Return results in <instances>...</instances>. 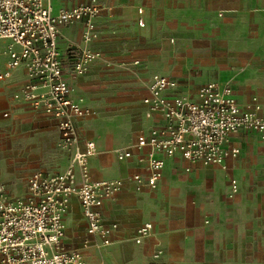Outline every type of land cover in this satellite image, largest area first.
Returning a JSON list of instances; mask_svg holds the SVG:
<instances>
[{
    "label": "built area",
    "instance_id": "built-area-1",
    "mask_svg": "<svg viewBox=\"0 0 264 264\" xmlns=\"http://www.w3.org/2000/svg\"><path fill=\"white\" fill-rule=\"evenodd\" d=\"M103 10L99 0L59 9L53 0H0V42H6L0 45V81L25 68L28 81L14 98L54 118L60 133L58 147L72 156V163L61 173H32L25 196L10 197L0 185V264H87L83 248L113 243L119 226L105 223L99 204L119 193L126 180L92 177L90 157L97 153V146L88 141L86 149H81L76 120L93 117L96 111L84 104L83 97H74L75 88L66 76L67 72L74 77L85 75L101 57L91 43L100 37L97 19ZM143 12L139 8L141 27L146 25ZM75 23L84 25L83 46L64 57L59 48L61 29ZM177 87V80L153 75L144 104L151 112L160 113L163 123L131 147L116 151L118 160L125 161L136 151L146 150L139 159L145 163L147 175L135 173L128 178L138 192L158 187L166 159L178 155L192 164L227 170L241 153L232 143L234 134L247 131L264 139V105L257 96L243 107L229 84L206 82L195 97L172 92ZM238 192L239 185L233 181L229 196ZM72 197L79 201L87 221L82 249L69 248L64 240L65 215ZM153 229L150 222L138 227L135 243L141 244ZM162 254L158 250L154 257Z\"/></svg>",
    "mask_w": 264,
    "mask_h": 264
},
{
    "label": "rangeland",
    "instance_id": "rangeland-1",
    "mask_svg": "<svg viewBox=\"0 0 264 264\" xmlns=\"http://www.w3.org/2000/svg\"><path fill=\"white\" fill-rule=\"evenodd\" d=\"M203 6L206 2L199 1L193 5L196 9L192 12L178 13L175 19L164 17L158 27H137L142 32L133 38L118 37L117 33H112L113 38L108 37L111 24L103 15L100 18L98 30L102 38L96 48L101 57L86 75L77 78L79 91L85 93L99 110L96 118L85 121L81 128L83 140L93 139L99 146L91 160L95 178L119 176L124 166L116 158L117 149L134 145L137 132L150 126L143 113L142 97L155 73L175 76L180 82L179 90L187 95H193L201 84L213 79L233 86L241 97L260 90H251L249 80L258 76L255 71L258 74L264 68L261 56L264 52V22L261 26L257 23L255 29L262 34V42L248 44L253 50L239 51L237 46L223 41V38H216L222 35L212 36L227 24L216 11H204ZM82 45L81 40L71 41L66 48ZM249 67L255 70L250 73L252 75L245 70ZM57 137L53 122L40 128L37 121L17 122L2 114L0 181L7 184L11 193L22 196L28 188L29 176L35 171L58 173L72 163L71 154L57 147ZM239 139L241 154L235 176L241 191L234 201L228 199L229 178L224 172L213 168L191 173L184 170L183 163H171L160 188L150 196L146 195L148 200L132 193L136 196L134 200L119 204L122 210L117 218L123 223L124 230L132 234L150 213L194 212L186 204L192 198L197 200L193 206L195 212L202 210L207 216L233 209L256 215V239L263 246L264 140L250 135ZM110 141L114 144H109ZM173 198L176 200H171ZM227 201L233 206L225 204ZM84 230L85 225L68 238L80 241ZM125 244L133 245L129 241L105 248L96 247L91 260L96 264H120L125 258L134 259L133 250L123 251Z\"/></svg>",
    "mask_w": 264,
    "mask_h": 264
},
{
    "label": "crops",
    "instance_id": "crops-1",
    "mask_svg": "<svg viewBox=\"0 0 264 264\" xmlns=\"http://www.w3.org/2000/svg\"><path fill=\"white\" fill-rule=\"evenodd\" d=\"M88 1L89 0H53V4L55 6V9H59L61 7H73ZM199 1H201L202 3L203 1L206 2V6H203L204 11L210 13L211 11H216L219 16L223 17V19L225 20V24H227L226 26H223L219 30H217L216 34L210 32L211 34H213L212 36L216 37L217 34H220L222 36L217 35L216 38H223V41L237 46L236 48H238L239 51L242 50L246 52L253 50L249 49L248 44H260L262 42V34L256 32L255 29L257 23L260 24L259 26H261L264 22V0H99V2L104 7V10L97 19V29L100 18L103 15L112 27L109 30L108 37L113 38L112 33H117L118 37H137L142 32L137 29V27L140 29L146 28L147 25L149 27H158L162 24L164 17L168 19L173 17V19H175V16L178 13H185L190 11L192 12L196 9L195 7L193 8V5ZM139 8H142L144 10L143 18L146 23L144 27H141L138 24ZM83 28L84 25L82 23H75L62 27L59 37V48L64 57L68 56L70 52H72L74 48L77 47L71 46L69 47V49L66 48V45L69 42L81 40V42L83 43ZM249 28H252V30H250ZM101 36L102 35L100 33L99 39L91 43V47L98 51L100 50L96 48V45L100 42L102 38ZM255 36H258V38H254ZM5 44L6 42H0V45ZM261 56L264 61V52H262ZM93 65L94 63H92V65L90 66L89 71L91 70ZM245 70L249 74L251 72L253 74V71H255L250 67L245 68ZM155 74L166 75L177 80L175 76H172L170 74ZM255 74L258 76L255 79L249 80V84L251 85V90L252 88L260 90H253L251 94L249 93L248 95L241 97L240 93L237 92L232 86L234 88L235 97L237 98L240 106H247L253 96H257L260 102L264 105V68L258 74L255 71ZM66 76L68 82L75 88L74 97H83L84 104L96 111V115L93 117L77 118L76 120L80 139V147L84 150L86 149L87 142L93 141L95 142L98 150V143L93 139H87L86 141H84L81 133L82 124L85 121L95 119L99 111L95 107V105L91 103V100L87 97V95L79 91V88L77 86V78L84 75L74 77L72 74H69L67 72ZM151 79L149 83L151 82ZM27 81L28 77L24 67H20L15 70L13 76L10 79L6 81H0V120H2V114L3 117L9 118L13 121L15 120L17 122L34 120L38 122V126L40 128L53 122L56 125V129L58 132L56 142V145L58 147L60 133L57 126V121L54 118L46 115L43 111L34 110L27 103L16 100L14 98L15 92ZM209 81H217L224 84L223 82L215 79ZM177 82L178 87L172 92L176 94L187 95L183 94L179 90L180 82L179 80H177ZM148 86L145 95L142 97V104L144 107L143 113L147 116L146 118L148 119L150 126H147V129H140L137 132L136 141L140 137L146 135L153 127L161 125L163 123L162 115L160 113L151 112L144 104V98L149 95ZM248 90L250 92V88H248ZM188 95L195 97L196 93H194L193 95ZM245 135H250L256 137L257 139L264 140L255 133L239 131L232 136V143L241 149L239 138ZM110 143L112 145L114 144L113 141H110L109 144ZM145 152L146 150L142 152L136 151L131 158L125 161L118 160L116 156L118 162L122 166H124V168H121V174L119 176L108 179H125V186L113 198L103 200L99 204V209L102 211L105 223L107 225L117 223L119 226L118 230L113 234V243L110 246L120 243H126L129 241H131L134 245H131V247L127 244L122 246L124 252L131 249L133 250V253H135V255L134 259L130 260L125 258L120 262V264H264V237L261 239L263 241V246H260V240L256 239L258 232L257 221L255 218L256 215H252V213L250 212H242L233 209L231 211H219L207 216L205 213L201 212L202 210L199 212H195L193 206L196 204L197 200L190 198L189 201L186 202V204L189 209L193 210L194 212H182L175 214L166 212L165 214L161 215H159L157 212L150 213V215H145L144 220L137 227H135V229H133L134 231L132 234L124 230L123 223L120 219H118L122 210L120 209L121 207L119 206V204L134 200L136 196H133L132 193L135 195H139L138 198L143 197L145 200H148V197L146 195L150 196L160 188L166 178V170L171 163H183L184 170L191 173L201 169L208 170L213 168L224 172L229 178L228 199L232 201L236 199L237 195L241 191L240 183L235 176L236 163L240 155L235 161L231 162L227 170L217 165L204 166L200 163L192 164L177 155L173 158L166 159L163 178L159 182V185L156 189L145 187L143 191L138 192L136 191L134 184L129 181L128 178L135 173H140L144 176L147 175L146 165L144 162H140L139 159V157L142 156L141 154H144ZM93 156L90 157L91 175L94 179H100L95 178L92 172L91 160ZM67 167L68 166H66L61 172H63ZM42 172L48 173L45 171ZM233 181L238 183L239 192L231 198L229 196V193L231 183ZM0 185L5 186L6 192L10 197H16V195L11 193L5 182L0 181ZM27 191L28 188L22 196H25L27 194ZM19 196L22 197L21 195ZM171 200L176 199L173 198ZM205 203L207 204V200H205ZM225 204H227L228 206H233V203H229V201L225 202ZM65 222L67 226L66 236L64 239L65 244L69 248L82 249L83 240L87 237V221L83 216L80 203L76 197H72L71 199L69 210L65 215ZM146 222H150L153 224V232L151 236L145 239L141 244H137L134 241L136 231L138 227ZM84 225L85 230L80 241L74 242L73 240L68 238L69 235L71 236L73 232H75L78 228H83ZM256 243H258V245H256ZM110 246L98 248H105ZM96 247L97 246L93 244L89 248L82 249L87 260V264H96L91 260V255H93V252L97 250ZM158 250H162L163 254L159 258H155L154 254ZM124 256L126 257V254ZM100 264L105 263L101 262Z\"/></svg>",
    "mask_w": 264,
    "mask_h": 264
}]
</instances>
